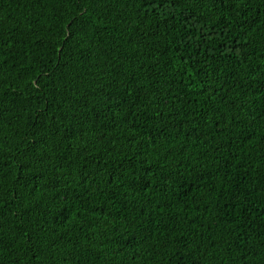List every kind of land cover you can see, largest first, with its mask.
I'll return each mask as SVG.
<instances>
[{"label": "trees", "instance_id": "1", "mask_svg": "<svg viewBox=\"0 0 264 264\" xmlns=\"http://www.w3.org/2000/svg\"><path fill=\"white\" fill-rule=\"evenodd\" d=\"M0 264H264V0H0Z\"/></svg>", "mask_w": 264, "mask_h": 264}]
</instances>
